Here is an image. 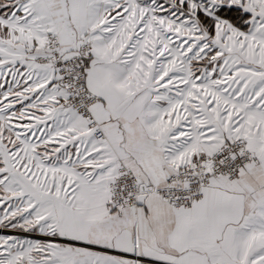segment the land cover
<instances>
[{
    "label": "snow or ice",
    "instance_id": "1",
    "mask_svg": "<svg viewBox=\"0 0 264 264\" xmlns=\"http://www.w3.org/2000/svg\"><path fill=\"white\" fill-rule=\"evenodd\" d=\"M0 264H264V0H0Z\"/></svg>",
    "mask_w": 264,
    "mask_h": 264
},
{
    "label": "built area",
    "instance_id": "2",
    "mask_svg": "<svg viewBox=\"0 0 264 264\" xmlns=\"http://www.w3.org/2000/svg\"><path fill=\"white\" fill-rule=\"evenodd\" d=\"M239 147H240L239 143H237V144H235V145H233V144L230 143V144H228V147L224 148L223 151H222L221 153H218V154L216 155L215 159H216L217 161H219L220 159L226 158V157H228L229 152H236V151H238ZM238 163H241V160H240V159H238V160L235 161V162H230V163L228 164V166H227V170H231V169L234 168V167L236 166V164H238Z\"/></svg>",
    "mask_w": 264,
    "mask_h": 264
},
{
    "label": "crops",
    "instance_id": "3",
    "mask_svg": "<svg viewBox=\"0 0 264 264\" xmlns=\"http://www.w3.org/2000/svg\"><path fill=\"white\" fill-rule=\"evenodd\" d=\"M228 144H230V142Z\"/></svg>",
    "mask_w": 264,
    "mask_h": 264
}]
</instances>
